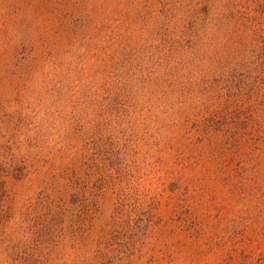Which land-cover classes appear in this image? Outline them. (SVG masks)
Segmentation results:
<instances>
[{
  "label": "rangeland",
  "instance_id": "374dc122",
  "mask_svg": "<svg viewBox=\"0 0 264 264\" xmlns=\"http://www.w3.org/2000/svg\"><path fill=\"white\" fill-rule=\"evenodd\" d=\"M129 13V0H0V264H264V154L216 157L198 135L170 143L168 130L148 133L141 120L130 170L112 181L134 209L82 223L70 213L59 225L41 206L34 129L37 114L47 119L61 104L36 100L33 53L76 50L82 15L111 35L126 30ZM67 63L80 72L79 60ZM58 119L40 131L49 169L47 156L66 148Z\"/></svg>",
  "mask_w": 264,
  "mask_h": 264
},
{
  "label": "trees",
  "instance_id": "16d2710c",
  "mask_svg": "<svg viewBox=\"0 0 264 264\" xmlns=\"http://www.w3.org/2000/svg\"><path fill=\"white\" fill-rule=\"evenodd\" d=\"M129 2L124 32L105 35L104 24L82 15L71 38L76 50L32 56L36 100L61 104L47 119L37 114L33 165L41 206L59 225L70 213L82 223L134 209L112 181L130 170L140 120L148 133L168 130L170 143L198 135L216 157L264 154V0ZM69 59L79 60L80 72ZM51 118L63 124L66 143L47 156L55 173L42 165L40 131ZM82 166L86 178L77 173Z\"/></svg>",
  "mask_w": 264,
  "mask_h": 264
}]
</instances>
